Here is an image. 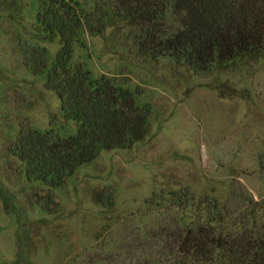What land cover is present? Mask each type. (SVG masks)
Returning <instances> with one entry per match:
<instances>
[{"label": "rangeland", "instance_id": "374dc122", "mask_svg": "<svg viewBox=\"0 0 264 264\" xmlns=\"http://www.w3.org/2000/svg\"><path fill=\"white\" fill-rule=\"evenodd\" d=\"M78 1L110 13L103 30L81 29L71 61L137 90L151 106L149 130L131 147L101 150L58 187L29 179L12 150L20 130L69 134L76 123L25 64L35 47L49 64L59 48L37 30L39 0H0V264H126L129 234L164 223L180 208L175 194L231 208L264 197V56L196 73L140 55L112 0Z\"/></svg>", "mask_w": 264, "mask_h": 264}, {"label": "trees", "instance_id": "16d2710c", "mask_svg": "<svg viewBox=\"0 0 264 264\" xmlns=\"http://www.w3.org/2000/svg\"><path fill=\"white\" fill-rule=\"evenodd\" d=\"M112 3L113 14L134 26L137 52L149 59L169 56L207 73L239 57L264 56V0ZM99 7L87 12L78 0H39L37 30L57 38L59 48L49 64L46 50L35 47L25 64L44 75L45 87L55 91L76 131L25 126L12 150L24 161L27 177L49 188L64 184L101 150L131 147L149 130L151 106L138 103L137 90L106 75L93 77L83 62L71 61L73 41L86 24L104 29L110 12ZM174 196L180 208L164 223L129 234L126 264H264V197L247 195L242 207L231 208L214 197Z\"/></svg>", "mask_w": 264, "mask_h": 264}]
</instances>
